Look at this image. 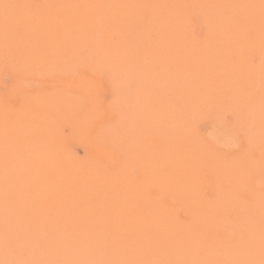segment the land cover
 <instances>
[{
  "label": "rangeland",
  "instance_id": "374dc122",
  "mask_svg": "<svg viewBox=\"0 0 264 264\" xmlns=\"http://www.w3.org/2000/svg\"><path fill=\"white\" fill-rule=\"evenodd\" d=\"M0 264H264V0H0Z\"/></svg>",
  "mask_w": 264,
  "mask_h": 264
}]
</instances>
